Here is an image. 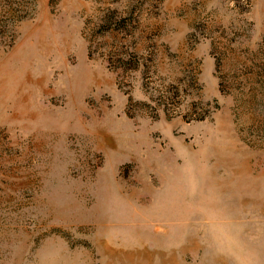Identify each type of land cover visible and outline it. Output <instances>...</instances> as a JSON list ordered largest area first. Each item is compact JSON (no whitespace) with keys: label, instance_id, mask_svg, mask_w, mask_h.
I'll list each match as a JSON object with an SVG mask.
<instances>
[{"label":"rangeland","instance_id":"rangeland-1","mask_svg":"<svg viewBox=\"0 0 264 264\" xmlns=\"http://www.w3.org/2000/svg\"><path fill=\"white\" fill-rule=\"evenodd\" d=\"M0 264H264V0H0Z\"/></svg>","mask_w":264,"mask_h":264}]
</instances>
